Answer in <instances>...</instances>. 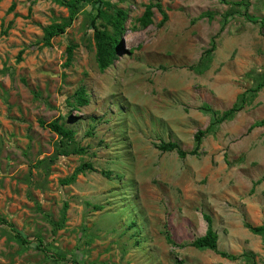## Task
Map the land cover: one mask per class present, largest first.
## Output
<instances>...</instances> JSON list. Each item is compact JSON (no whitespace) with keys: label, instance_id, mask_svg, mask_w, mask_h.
I'll list each match as a JSON object with an SVG mask.
<instances>
[{"label":"rangeland","instance_id":"rangeland-1","mask_svg":"<svg viewBox=\"0 0 264 264\" xmlns=\"http://www.w3.org/2000/svg\"><path fill=\"white\" fill-rule=\"evenodd\" d=\"M60 1L0 0V264H264L247 227L264 223V127L249 130L264 120V35L247 20L264 19V0H157L168 20L154 8L147 28L150 0H107L128 19L104 72L91 2L46 45L43 29L70 15ZM243 94L210 128L204 106L225 112ZM56 120L72 140L40 125ZM207 216L236 261L190 246Z\"/></svg>","mask_w":264,"mask_h":264},{"label":"trees","instance_id":"trees-1","mask_svg":"<svg viewBox=\"0 0 264 264\" xmlns=\"http://www.w3.org/2000/svg\"><path fill=\"white\" fill-rule=\"evenodd\" d=\"M157 0H150V3L146 6L145 13L139 19V23L142 28H147L153 23L154 12L153 9L157 8L163 14V21L162 25L167 22L168 15L163 12L162 6L159 3L154 4L153 2ZM83 2H91L93 6L97 10V16L91 22V27L94 30V41L96 47V63L101 72L106 71L112 65L116 63V61L120 57V52L122 50V36L125 33L126 23L128 19L127 11L120 9L117 4H113L109 6V2L107 0H64L60 1L62 6H66L69 11L70 15L67 19H65L64 23L61 25H51L49 27H45L44 30V41L46 45H50V42L53 37L65 33L66 29L73 23L76 19L80 5ZM240 4H248L247 0H242ZM14 7V6H13ZM108 11L112 12L109 14ZM227 17V14H226ZM99 19L103 21L101 23L98 22ZM247 20L254 23H260L261 25V33L264 35V19L260 21L255 19L253 20L249 16ZM111 27V29L109 28ZM215 49V40L212 42V47L210 50H207L205 53L210 54ZM67 66L72 63L73 60V51L74 47L67 48ZM263 83H261L262 87ZM76 100L77 103L80 105H86L88 100L86 99V92L84 88L80 89L76 92ZM246 103L244 99V94L239 98L232 108L225 112L219 113L218 111L214 110L210 106H204V110L209 112L213 116V121L211 123L210 128L215 125H220L226 121L231 120L234 118L239 112L243 110V107ZM40 125L43 127H48L54 133L58 134L64 140H72L74 136V132L70 129H67L63 124H59V121L56 120L54 122H50L46 124L44 121H40ZM256 127H264V120L257 122L251 128L250 131ZM209 130V129H208ZM208 130H200L195 135V149L190 153L192 155H196L200 146L202 144L203 138L207 134ZM158 149L162 152H174L176 151L181 158H185L188 153L182 150L180 145L176 142H162ZM85 167H90L89 165ZM106 175H109L106 173ZM206 221L208 222V229L204 236L197 238L194 240L190 246L199 249V250H211L216 254L220 255L223 258L230 259L232 261H236L238 259L237 256L229 254L227 252H223L219 250V236L213 227V221L210 217H205ZM247 227L254 233L263 236L264 239V223L261 226H253L250 223H247ZM165 237L169 244L177 246L174 240L171 237L169 231H165ZM253 264H258L255 260L252 261Z\"/></svg>","mask_w":264,"mask_h":264}]
</instances>
